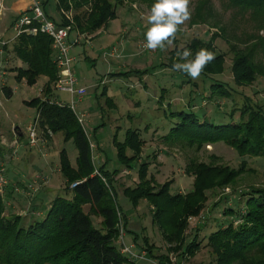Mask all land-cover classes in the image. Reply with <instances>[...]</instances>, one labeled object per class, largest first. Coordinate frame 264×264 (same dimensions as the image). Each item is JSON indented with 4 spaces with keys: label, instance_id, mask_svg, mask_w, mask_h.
Listing matches in <instances>:
<instances>
[{
    "label": "rangeland",
    "instance_id": "obj_1",
    "mask_svg": "<svg viewBox=\"0 0 264 264\" xmlns=\"http://www.w3.org/2000/svg\"><path fill=\"white\" fill-rule=\"evenodd\" d=\"M26 1L4 0L3 5L12 11L8 13L3 8L0 11V41H9L4 47L0 45L3 47L0 48V151L3 153L0 176L7 181L0 188L6 215H24L28 224L49 209V199L35 204L46 188L52 190L48 192L50 199L57 193L72 197L66 191L67 180L58 167L62 150L66 151L72 166H77L78 150L72 139L64 141L62 133L47 135L37 108L26 103L37 97L45 98L42 89L47 77H41L32 86L25 79H16L15 68L24 64L16 62L12 50L17 40L13 39L14 24L16 16L22 12L13 7ZM37 1L57 21L62 22L63 16L69 22L67 26L76 25L75 15L87 11L82 8L75 13L72 8H58L59 11L56 8L59 0ZM199 1L190 0V19L181 25L173 44L163 50L144 51L142 48L146 41V17L154 3L145 0H126L118 7V18L92 34H78L77 30L71 34L73 41L79 40L70 51L75 58L74 71L79 86L87 89L81 100L75 97L76 114L82 117L93 144L95 173H101L103 168L112 174L113 184L108 177L105 181L117 194L121 208L115 245L121 251L123 235L131 249L145 256L135 261L127 257L125 264H160L150 254V247L157 255L168 256L169 262L164 261L165 264H218L217 256L208 245L210 234L230 223H242L251 192L264 189V153L241 155L230 139H203L201 134L206 126L192 124L176 130L177 125L185 121L179 114L182 112L195 114L200 124L220 125L242 121L244 108L261 106L264 109V77L251 84H240L236 83L232 70L234 50L245 47L233 39L232 33L240 35L251 28L240 21L234 20L233 24L231 11H226L220 0H211L214 14L208 18V23L191 24ZM223 26H227L224 31ZM214 33L220 35L211 43L215 55H225L222 73L201 74L193 80L172 69L174 62H184L177 58V50H191L190 59H194L199 51L193 46L194 42L209 43ZM232 43L237 47L232 49ZM132 69L144 74L127 73ZM212 84H219L222 90L212 91ZM6 87L14 91L10 97ZM52 89L50 100L71 104L70 94L58 90L55 84ZM32 123H37L39 134L35 147L29 145L28 128ZM129 129L137 130L142 141V151L131 162L132 168L120 162L117 148L118 143L126 141ZM128 154L133 156L134 152L129 150ZM142 165L147 166V179L153 182L155 190L169 185L172 195H186L193 190L200 165L218 168L226 178L217 180L225 181L223 185L205 191L206 200L197 214L188 216L184 233H163L154 223L156 208L147 200L134 205L124 194L127 188L134 189L139 184ZM84 209L90 212L91 206L86 205ZM92 221L97 228L102 227L97 216L92 217ZM122 227L124 233L121 234ZM195 237L200 247L194 244ZM190 245L191 251L187 250Z\"/></svg>",
    "mask_w": 264,
    "mask_h": 264
},
{
    "label": "trees",
    "instance_id": "obj_2",
    "mask_svg": "<svg viewBox=\"0 0 264 264\" xmlns=\"http://www.w3.org/2000/svg\"><path fill=\"white\" fill-rule=\"evenodd\" d=\"M126 0H59L56 8L74 9L79 13L82 8L87 11L75 15L76 25H70L72 32L92 34L102 27H107L112 20L118 18V7ZM155 2V0H145ZM226 11H231L232 20L240 21L251 29L238 35L233 32V39L245 45L241 50L236 49L233 62V75L236 83L251 84L264 77V0H220ZM46 7V5H45ZM58 9V10H59ZM47 15L60 25L67 26L69 22L62 16L63 21H57L46 10ZM60 11V10H59ZM214 6L211 0H200L195 8L191 24H206L213 16ZM221 23V22H220ZM214 25V24H213ZM219 26V25H218ZM215 27V26H212ZM220 27V26H219ZM223 26L221 30H226ZM72 34V33H71ZM220 35L214 33L209 43L194 42L197 50L207 49L214 54L212 42ZM13 45V53L26 68H15L16 79L26 80L34 85L45 76L47 81L42 89L45 98L37 97L26 101L38 110V118L46 134H63L64 141L73 140L78 150L77 167L74 168L65 150L60 153L61 172L67 180L66 191L72 194L67 197L59 194L52 201L46 214L33 219L26 224L25 216L19 213L6 215L4 196L0 190V264H125L128 263L115 242L119 234V211L117 194L105 181V177L113 184L112 174L101 170V176L94 174L93 149L84 125L76 112L67 104L60 105L49 99L52 85L58 78L59 70L55 63L53 39L38 32L36 35H20ZM236 46V45H235ZM234 43L231 48H235ZM4 47V46H3ZM237 47V46H236ZM224 54L215 55V59L207 65L202 74L212 75L222 73L221 66L225 62ZM127 73L144 74L138 69ZM124 75V74H122ZM211 90H222L219 84H212ZM9 97L13 94L6 87ZM213 91V90H212ZM224 93V91H222ZM243 120L239 123L200 124L195 114L179 113L185 121L177 125L206 126L203 139L216 141L226 138L238 149L241 155L264 153V109L261 106L244 108ZM174 130V129H173ZM120 162L132 168L131 162L142 151V141L137 130L129 129L124 143H118ZM134 152L133 156L128 151ZM0 155L3 153L0 151ZM235 172V171H234ZM231 174V173H230ZM197 182L192 191L186 195H172L169 185L155 190L153 182L147 179V166L142 165L136 188H127L124 194L138 205L141 200H147L156 208L154 223L158 224L163 233H184L188 226V216L199 212L201 204L206 200L205 191L215 185H223L225 181L217 182L225 176L222 170L207 165L197 169ZM222 180V179H221ZM81 181L76 187L72 184ZM90 205V212L84 207ZM233 212V211H232ZM102 217L101 228H97L92 216ZM242 223H230L208 238V245L217 256L218 264H264V189L251 192L247 200V210L242 217ZM173 240V237H170ZM195 245L200 247L197 237ZM192 243V244H193ZM191 251V245L187 250ZM186 250V252H187ZM153 258L160 264L169 262L167 255H157L149 248Z\"/></svg>",
    "mask_w": 264,
    "mask_h": 264
},
{
    "label": "built area",
    "instance_id": "obj_3",
    "mask_svg": "<svg viewBox=\"0 0 264 264\" xmlns=\"http://www.w3.org/2000/svg\"><path fill=\"white\" fill-rule=\"evenodd\" d=\"M3 2L4 0H0V11L2 10V8H4ZM14 29L16 31L15 39L23 34L36 35L38 32L46 34L53 39L55 63L57 64L59 70V75L57 80L55 81V86L58 90L71 95V104L67 105H69L76 112L75 97L81 100L87 94V89L85 87L79 86V80L74 71L75 58L71 56L70 51L74 44L78 43L79 40H72L71 26L60 25L56 21L51 19L47 15L43 4L40 1L35 0L32 5L25 9L17 18L14 24ZM8 42L9 41H0L2 46H5L6 44H8ZM145 43L146 41L142 44L143 50L150 51L144 47ZM56 103L60 105L66 104L63 102ZM79 120L82 124H84L82 117H79ZM28 132L29 145L31 147H35L38 143L39 138L37 123H32L28 128ZM91 146L93 149V144H91ZM96 173L97 175L101 176L100 172L96 171ZM6 182L7 181L0 176V186H2V184ZM80 182L81 181L73 183L72 188L76 187ZM119 215L121 217L120 212ZM123 230L124 228L122 227L121 234L124 233ZM121 247L122 254L128 257V259H130L131 261L141 260L145 258L143 254L135 252L134 249H131V247L125 243L123 235L121 236Z\"/></svg>",
    "mask_w": 264,
    "mask_h": 264
},
{
    "label": "clouds",
    "instance_id": "obj_4",
    "mask_svg": "<svg viewBox=\"0 0 264 264\" xmlns=\"http://www.w3.org/2000/svg\"><path fill=\"white\" fill-rule=\"evenodd\" d=\"M190 0H155L150 13L146 17L147 30L144 33L147 50L165 49L171 46L178 31L190 19ZM191 50H177L176 56L184 62H174L172 69L181 71L193 80L198 79L209 63L215 59V54L207 49H200L194 59Z\"/></svg>",
    "mask_w": 264,
    "mask_h": 264
},
{
    "label": "crops",
    "instance_id": "obj_5",
    "mask_svg": "<svg viewBox=\"0 0 264 264\" xmlns=\"http://www.w3.org/2000/svg\"><path fill=\"white\" fill-rule=\"evenodd\" d=\"M31 2H33V0H27L24 4H14V7H13V9H15V10H18V9H20V11L21 12H23L25 9H27V6H29V4H31ZM3 10H7V12L9 13V12H11L12 10L11 9H9V8H7V7H5L4 6V8H3ZM51 15V14H50ZM17 16H16V20H17ZM15 38V34H14V36H13V39ZM0 45H1V43H0ZM0 48H3V47H0ZM1 51V50H0ZM17 61V63L20 65V64H23V63H21L20 62V60H18V59H16ZM25 66V67H24ZM21 65V67H23V68H26V65ZM15 72V71H14ZM10 88H12V87H10ZM13 93H14V91H13ZM34 153V152H33ZM75 168L77 167V166H74ZM60 168H61V164H60ZM59 167H58V171H61V169H60ZM41 179V178H40ZM44 180V179H43ZM51 187V186H50ZM58 189H60V187H58ZM59 190H57V192H58ZM48 192H52V190H51V188H50V190H49V188H46V191H45V194L44 193H41L40 195H39V197L36 199V203L35 204H38V202H40L41 201V199L43 200V199H49L50 201H51V203H52V201L55 199V197L56 196H52V198L50 199V197H49V195H50V193H48ZM48 193V194H47ZM58 195L60 194V193H57ZM51 206V204L49 205V207ZM44 213V214H43ZM43 215L41 214V216H44L45 215V212L43 211ZM92 217H95V216H92ZM97 219H98V221L100 222V223H102V220H103V218L102 217H98L97 216Z\"/></svg>",
    "mask_w": 264,
    "mask_h": 264
}]
</instances>
